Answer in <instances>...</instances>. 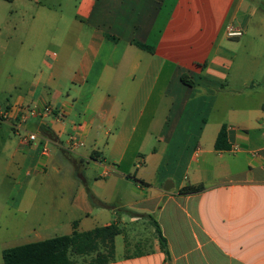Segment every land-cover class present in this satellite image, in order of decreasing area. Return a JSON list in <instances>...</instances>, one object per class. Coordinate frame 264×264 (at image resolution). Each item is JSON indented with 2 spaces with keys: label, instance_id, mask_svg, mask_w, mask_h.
Masks as SVG:
<instances>
[{
  "label": "crops",
  "instance_id": "obj_1",
  "mask_svg": "<svg viewBox=\"0 0 264 264\" xmlns=\"http://www.w3.org/2000/svg\"><path fill=\"white\" fill-rule=\"evenodd\" d=\"M253 1H0V264L109 225L104 264H264V87L230 74ZM222 127L229 150L214 147ZM56 165L66 177L45 183Z\"/></svg>",
  "mask_w": 264,
  "mask_h": 264
},
{
  "label": "trees",
  "instance_id": "obj_2",
  "mask_svg": "<svg viewBox=\"0 0 264 264\" xmlns=\"http://www.w3.org/2000/svg\"><path fill=\"white\" fill-rule=\"evenodd\" d=\"M142 47L147 48L145 46ZM181 81L184 84H189L183 76L181 77ZM41 131L50 139L56 140L55 136L49 130L42 127ZM214 147L216 150L230 149L225 127H222L220 130ZM203 189L201 185L187 186L181 189L180 193L196 194ZM122 213L128 216H136V213L126 209ZM148 218L151 219L150 216ZM152 223L165 259L169 260L170 257L166 240L162 237L157 223ZM117 234L118 228L115 225H109L89 232H73L71 235L6 249L3 251V264H73L69 258L70 253L87 255L93 252H96V257L92 261V264H104L113 257V239ZM100 247L104 249V253L98 251Z\"/></svg>",
  "mask_w": 264,
  "mask_h": 264
},
{
  "label": "rangeland",
  "instance_id": "obj_3",
  "mask_svg": "<svg viewBox=\"0 0 264 264\" xmlns=\"http://www.w3.org/2000/svg\"><path fill=\"white\" fill-rule=\"evenodd\" d=\"M2 1V0H0ZM6 5L4 2H0ZM251 4H253L254 9L257 13L255 15H250L246 20V26L249 31L244 33L243 37H241L238 42L237 49V57L234 60V64L232 66L230 74L233 76H238L239 78H235L234 84L239 90H247V89H255L257 85H263L264 87V32L260 34V36L255 35L252 31H255L259 27H264V0H254ZM229 29H231L229 27ZM41 49H37L40 51ZM7 68L6 64H3L0 67L1 71H5ZM252 99H260L258 94H252ZM9 131V129L7 128ZM34 128L31 126H27L26 132H20L21 136L28 135L29 132H33ZM13 137V136H12ZM27 138V136H26ZM63 143L66 141V136L62 137ZM63 145V144H62ZM64 146V145H63ZM50 152L52 151V155H60V151L55 149V146L49 145L47 147ZM70 149V148H69ZM49 152V151H48ZM55 165V164H54ZM53 165V166H54ZM65 169H68L69 166L66 164ZM4 168V162L0 159V170ZM58 171L49 172L45 183H60L63 179V175L66 177V171L62 167H55ZM4 185H11V181L7 178L4 181ZM122 214V212H121ZM19 217V216H18ZM20 218V217H19ZM62 231H57L56 234L58 236L62 235ZM90 258H82L77 257L75 259L76 264H86Z\"/></svg>",
  "mask_w": 264,
  "mask_h": 264
},
{
  "label": "built area",
  "instance_id": "obj_4",
  "mask_svg": "<svg viewBox=\"0 0 264 264\" xmlns=\"http://www.w3.org/2000/svg\"><path fill=\"white\" fill-rule=\"evenodd\" d=\"M241 35V32L239 30H232V29H229L228 30V36L230 37H238ZM45 112H50V109L49 108H45ZM36 114L35 110H30L28 112H26V114H24L22 117H21V122L24 123L28 117L30 116H34ZM37 140V136L34 135V134H28V141L33 143ZM80 145V143H78L77 141H75L73 138L70 139L69 141V147L70 149H73L75 148L76 146ZM42 153L43 155H48V150L46 148V146L43 147L42 149Z\"/></svg>",
  "mask_w": 264,
  "mask_h": 264
}]
</instances>
